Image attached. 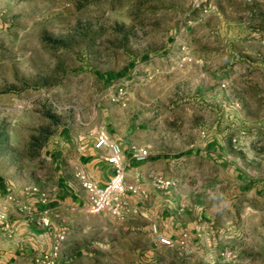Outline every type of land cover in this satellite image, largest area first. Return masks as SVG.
<instances>
[{
  "label": "rangeland",
  "instance_id": "1",
  "mask_svg": "<svg viewBox=\"0 0 264 264\" xmlns=\"http://www.w3.org/2000/svg\"><path fill=\"white\" fill-rule=\"evenodd\" d=\"M120 86L125 106L114 101ZM120 122L160 142L183 133L167 155L194 156L205 171L210 153L219 202L240 203L244 182L264 200V0H0L8 191L48 187L50 156L71 133ZM217 227L203 257L137 244L76 264H264V226L249 242L247 220Z\"/></svg>",
  "mask_w": 264,
  "mask_h": 264
},
{
  "label": "crops",
  "instance_id": "2",
  "mask_svg": "<svg viewBox=\"0 0 264 264\" xmlns=\"http://www.w3.org/2000/svg\"><path fill=\"white\" fill-rule=\"evenodd\" d=\"M106 132L124 154L128 166L127 182L137 183L143 191L127 196L129 208L134 213L123 221H117L106 214L85 211L89 193L83 188L78 174L103 188L113 175V168L105 160L108 150L94 147L97 132L91 136L71 133L69 139L50 156L49 186L38 188L46 194V204H40L36 195L12 194L0 180V208L8 213L6 227H0V264H36V257L49 253L60 233H64V239L59 243L56 264H76L94 259H102L104 263L111 249L115 258L122 256L124 248L135 249L137 244L140 247L172 249L157 243L151 232L152 225L157 226L158 236L174 241L187 234L188 253L193 258L211 252L217 225L225 216L230 220L241 218L242 222H251L252 227L247 230L248 242L254 238V229L263 230L264 200L258 196L256 187L244 182L242 188L236 181L239 190L235 197L242 199L240 203L234 199L219 202L215 184L217 166L214 158L210 159V153L208 165L212 168L208 171L194 156L187 160L184 156L167 155L184 145L183 133L176 136L168 134L160 142L135 124L123 122ZM132 146L147 149L149 158L141 163L131 159ZM157 177L170 180L174 185L166 190H157L153 185ZM192 190H198L199 197L192 195ZM23 206L35 214L32 219L20 211ZM44 211L49 221L46 227L37 225L38 214Z\"/></svg>",
  "mask_w": 264,
  "mask_h": 264
},
{
  "label": "built area",
  "instance_id": "3",
  "mask_svg": "<svg viewBox=\"0 0 264 264\" xmlns=\"http://www.w3.org/2000/svg\"><path fill=\"white\" fill-rule=\"evenodd\" d=\"M126 90L120 86L116 92V99L120 105L125 106L127 101ZM94 147L96 149L105 148L108 150L109 155L105 158L106 162L113 168V175L103 188H98L93 183L88 181L85 176L78 174L82 182V186L89 193V199L85 211L89 214H106L117 221H123L130 213L134 211L129 208L127 196L143 193L140 186L134 182H127L128 166L125 162L124 154L118 143L114 142L105 130H98ZM150 156L147 149L132 146L130 148V157L136 162H144ZM154 188L157 190H166L173 186V182L157 177L153 180ZM26 195L38 197L40 204H46L48 199L45 193H41L38 188H29L25 192ZM264 196V189H263ZM12 200L11 197L8 198ZM21 212L32 219L35 214L27 206L20 209ZM8 221V213L4 208H0V227H6ZM49 221L46 216V211L38 214L37 225L46 227ZM151 232L156 237L159 245L167 248L175 249L179 255H183L188 246L187 234H182L181 237L174 241L170 238L158 236L156 225H152ZM64 239V233L57 236V243L49 253L41 254L36 257V264H56L58 257L59 243Z\"/></svg>",
  "mask_w": 264,
  "mask_h": 264
}]
</instances>
